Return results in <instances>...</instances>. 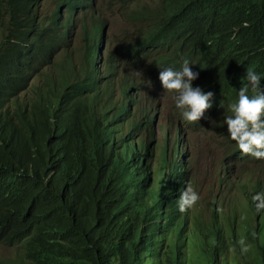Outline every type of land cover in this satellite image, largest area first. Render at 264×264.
Listing matches in <instances>:
<instances>
[{"label":"trees","instance_id":"obj_1","mask_svg":"<svg viewBox=\"0 0 264 264\" xmlns=\"http://www.w3.org/2000/svg\"><path fill=\"white\" fill-rule=\"evenodd\" d=\"M43 1L0 0V246L18 251L0 264H264V208L252 200L264 181L243 184L229 211L180 212L173 119L160 125L153 87L126 84L117 63L123 53L178 69L222 17L264 47V0H183L162 28L108 55L97 11L55 0L41 14Z\"/></svg>","mask_w":264,"mask_h":264},{"label":"clouds","instance_id":"obj_2","mask_svg":"<svg viewBox=\"0 0 264 264\" xmlns=\"http://www.w3.org/2000/svg\"><path fill=\"white\" fill-rule=\"evenodd\" d=\"M125 1L128 11L133 13V18L139 20L141 25L130 40H120L116 44L111 41L106 31L107 22L99 12L96 0L89 2L106 23V37L111 50L101 40L106 48L105 55L122 43L138 44L150 33L162 28L170 18L177 17L183 8V0ZM54 3L55 0H52V8L40 13H50ZM83 5L90 9L86 0H83ZM204 12L200 15V21L205 20ZM211 25L213 26L211 36L190 49L192 59H184L178 69L159 66L152 71L151 59L142 55L138 58L130 56L124 58L123 53H117V63L122 68L126 67L128 74L136 75L138 79L145 80L153 87L151 90L162 114L160 125L170 117L173 119L174 127L181 126L183 129L180 132L179 128H175V137L180 142L185 140L183 147L186 151L182 152L183 156L178 159L177 166L180 172L173 171V176L181 183L180 190H185L177 201L178 209L182 213L191 207L199 210L204 208L218 210L217 212L222 213L229 211L233 202L242 200L243 184L264 181V176L261 177L257 173L259 167L264 174V60L261 61L264 59V47L260 46V40L255 37V33L234 31L225 23L224 17ZM237 35L242 37L239 50L236 54L230 55L232 54L230 39ZM78 44L79 41L74 39L73 46L77 47ZM61 50L50 67L56 69L63 63L58 61ZM65 54L64 50V57ZM122 68L119 69V75L124 72ZM218 71L224 75L223 83L212 80V75ZM35 79L33 82H36L38 77ZM129 82L135 83L126 78L125 83ZM153 96L151 98L154 100ZM165 100L171 106L168 114L162 105ZM206 127L213 129L222 138L221 145L226 148L227 153L225 160L220 163L216 176L219 194L216 196L209 194L212 201L203 205L191 174L195 166L192 165L188 154V134L192 129ZM234 161L253 164L254 168L247 173L246 181L235 174L232 166ZM187 169L190 170L189 177L181 173ZM222 194L226 197L221 196ZM252 200L257 201V210L264 208V191L255 193Z\"/></svg>","mask_w":264,"mask_h":264},{"label":"rangeland","instance_id":"obj_3","mask_svg":"<svg viewBox=\"0 0 264 264\" xmlns=\"http://www.w3.org/2000/svg\"><path fill=\"white\" fill-rule=\"evenodd\" d=\"M96 6L99 12L103 14L107 22L106 31L111 41L115 44L120 40H130L141 25L139 20L133 18V13L128 11V5L125 0H96ZM51 8L52 0H44L41 12L45 13ZM63 59L64 50H61L58 61L61 62ZM28 92H31V89ZM162 105L164 111L168 114L171 111V106L166 103V100L162 102ZM188 142V154L192 165L195 166L191 174L195 180L196 190L201 198V202L203 205H206L212 201L209 194L213 196L219 194L216 176L220 163L225 160L226 148L221 145L222 138L213 129H209L208 127L190 130ZM234 162L232 166L235 174L246 181L248 179L247 173L249 174L250 169L254 168L253 164L246 161ZM257 173L261 177L264 176L259 167ZM221 196L225 195L222 194ZM17 253V248L0 246V256L5 259H12Z\"/></svg>","mask_w":264,"mask_h":264},{"label":"bare ground","instance_id":"obj_4","mask_svg":"<svg viewBox=\"0 0 264 264\" xmlns=\"http://www.w3.org/2000/svg\"><path fill=\"white\" fill-rule=\"evenodd\" d=\"M86 2L88 3V7L90 8V10L93 12V13H96V9L94 8V7H92V6H90V0H86ZM74 12V15H76V17H78L77 16V13H76V11H73ZM99 38H100V40H102L107 46H108V48H109V50H111V46H110V44H109V42H108V38L106 37V34L104 33V31L102 30V32H101V34H99ZM100 56V55H99ZM113 56V58H114V55H112ZM97 66L100 68V60H98L97 61ZM127 77H129L131 80H133L134 82H136L137 80H138V77L136 76V75H134V74H127ZM154 97V96H153ZM155 103H157V100L155 99V97H154V100H153ZM133 102V101H132ZM127 107V106H126ZM151 108V107H150ZM130 118V117H129ZM121 119V118H120ZM154 120V119H153ZM162 121V120H161ZM156 122V121H155ZM161 125H163V121H162V123H161ZM179 126V125H178ZM174 128H181L180 129V132H182V127L181 126H179V127H174ZM181 138H182V136H180ZM185 137V136H184ZM173 142V141H172ZM184 142H185V140L183 139V141L181 140V144H182V150H181V152H184V151H186V149H184ZM177 155V154H176ZM141 156V155H140ZM168 157V156H167ZM181 157V156H180ZM146 159H148V158H146ZM144 160V159H143ZM148 161V160H147ZM142 164V163H141ZM145 166H147V165H145ZM148 167V166H147ZM182 170H184V169H182Z\"/></svg>","mask_w":264,"mask_h":264}]
</instances>
